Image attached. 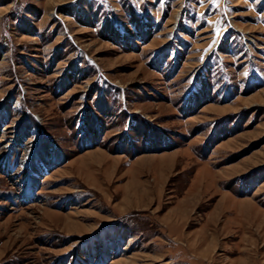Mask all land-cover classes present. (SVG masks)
<instances>
[{
	"label": "rangeland",
	"instance_id": "374dc122",
	"mask_svg": "<svg viewBox=\"0 0 264 264\" xmlns=\"http://www.w3.org/2000/svg\"><path fill=\"white\" fill-rule=\"evenodd\" d=\"M0 264H264V0H0Z\"/></svg>",
	"mask_w": 264,
	"mask_h": 264
},
{
	"label": "crops",
	"instance_id": "0c3cea01",
	"mask_svg": "<svg viewBox=\"0 0 264 264\" xmlns=\"http://www.w3.org/2000/svg\"><path fill=\"white\" fill-rule=\"evenodd\" d=\"M140 165L141 164L139 163H136L134 165V172L132 174H134L136 177L137 175H139L138 173L139 171H136V170H140ZM160 168L162 167H159L158 171L164 172V169L162 168L160 170ZM151 188H153L152 185L150 186L134 185L130 188H126V191H124L123 193V203L126 205V207H134L136 204L138 205L140 203L151 202L153 200V195H152L153 193L151 191ZM187 204L188 202L180 204L178 208L175 211H173L171 215L163 218L161 222L165 229L179 230L182 227V225L185 223V219L182 218L183 217L182 209L185 208ZM213 236L214 235L212 234L211 238H209V235L206 234V237H203L201 240H197V241H194L193 243H190L187 246L188 247L187 249L189 250L191 249L192 251L194 250L196 252L199 251V253L196 254L197 256H199L198 257L199 259H201L202 256H204V253L206 254L209 251L212 253V255H216L214 254V252H215L216 247L219 246L220 243L217 244V241L215 240V237ZM199 243H201V245L197 246V244Z\"/></svg>",
	"mask_w": 264,
	"mask_h": 264
}]
</instances>
